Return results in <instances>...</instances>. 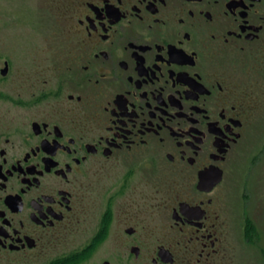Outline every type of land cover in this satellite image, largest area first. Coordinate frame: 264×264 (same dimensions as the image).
Masks as SVG:
<instances>
[{
  "label": "flooded vegetation",
  "instance_id": "af4514ba",
  "mask_svg": "<svg viewBox=\"0 0 264 264\" xmlns=\"http://www.w3.org/2000/svg\"><path fill=\"white\" fill-rule=\"evenodd\" d=\"M57 9V69L0 92V264H236L222 205L264 152V0Z\"/></svg>",
  "mask_w": 264,
  "mask_h": 264
},
{
  "label": "rangeland",
  "instance_id": "374dc122",
  "mask_svg": "<svg viewBox=\"0 0 264 264\" xmlns=\"http://www.w3.org/2000/svg\"><path fill=\"white\" fill-rule=\"evenodd\" d=\"M68 1L0 0V71L5 62L9 69L6 75L0 73L1 93L24 88L30 83L29 74L37 69L45 76L57 69V37L65 26L57 8ZM5 100L0 96V102ZM254 133H264V123L255 125ZM230 180L222 216L232 235L231 244L238 247L233 253L235 262L264 264V152L255 166L240 165ZM244 218H248V240Z\"/></svg>",
  "mask_w": 264,
  "mask_h": 264
},
{
  "label": "water",
  "instance_id": "95a60500",
  "mask_svg": "<svg viewBox=\"0 0 264 264\" xmlns=\"http://www.w3.org/2000/svg\"><path fill=\"white\" fill-rule=\"evenodd\" d=\"M7 66L5 65V67L0 71L1 75H6L7 72Z\"/></svg>",
  "mask_w": 264,
  "mask_h": 264
}]
</instances>
